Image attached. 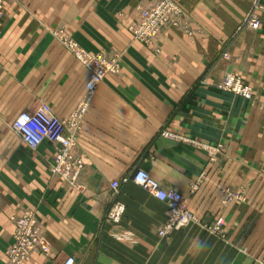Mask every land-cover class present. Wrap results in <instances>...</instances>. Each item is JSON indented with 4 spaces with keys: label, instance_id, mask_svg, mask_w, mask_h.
<instances>
[{
    "label": "crops",
    "instance_id": "crops-1",
    "mask_svg": "<svg viewBox=\"0 0 264 264\" xmlns=\"http://www.w3.org/2000/svg\"><path fill=\"white\" fill-rule=\"evenodd\" d=\"M148 1H4L0 264H9L12 219L23 211L35 215L49 255L22 264H264V1L173 0L179 25L158 47L127 30ZM59 29L85 51L119 59L89 99V71L56 38ZM226 74L253 98L218 90ZM42 104L61 120L85 107L79 188L52 175L56 146L32 150L11 130L19 113ZM136 170L187 196L192 221L160 235L164 203L132 183L113 194L111 182ZM114 204L125 208L118 225L106 220Z\"/></svg>",
    "mask_w": 264,
    "mask_h": 264
},
{
    "label": "built area",
    "instance_id": "built-area-1",
    "mask_svg": "<svg viewBox=\"0 0 264 264\" xmlns=\"http://www.w3.org/2000/svg\"><path fill=\"white\" fill-rule=\"evenodd\" d=\"M4 1L0 0V19L3 17ZM180 17L181 10L172 0H151L139 7L135 20L128 24L127 30L136 41L146 46L158 47L163 33L170 27L178 26ZM258 25L256 17L251 15L248 27L257 30ZM60 41L89 71L86 84L87 99L92 96L107 75L118 72L119 64L114 54H89L68 36L60 37ZM215 87L222 92L246 100L253 98L251 87L232 74L224 75ZM84 110L83 106L70 120H61L53 114L47 104H42L33 112L19 113L10 125L11 130L32 150L44 142L56 146L51 173L75 188L80 187L79 178L83 171V164L75 152V147L77 119ZM129 183L167 206L168 219L160 235L175 227L186 226L192 221L193 216L187 207L184 195L164 188L145 171L136 170L130 175L111 182L112 193H117L122 186ZM227 197L231 198V195L228 193ZM124 212L123 205L114 204L108 210L106 220L118 225L122 221ZM12 222L14 226L13 243L7 251L9 264H22L34 254L49 255V245L44 232L32 212L23 211L21 215L14 217ZM62 264H74V259L67 258Z\"/></svg>",
    "mask_w": 264,
    "mask_h": 264
},
{
    "label": "rangeland",
    "instance_id": "rangeland-1",
    "mask_svg": "<svg viewBox=\"0 0 264 264\" xmlns=\"http://www.w3.org/2000/svg\"><path fill=\"white\" fill-rule=\"evenodd\" d=\"M151 1V0H150ZM173 1V0H172ZM149 2V1H148ZM173 3H174V1H173ZM175 4V3H174ZM139 10V9H138ZM55 36H56V38L60 41V37H65V36H68L69 38H71L72 40H73V37H72V35H71V33L68 31V30H66V29H59V30H57V32L55 33ZM134 39V38H133ZM135 40V39H134ZM74 41V40H73ZM136 41V40H135ZM61 42V41H60ZM75 42V41H74ZM145 45V44H144ZM67 49V48H66ZM68 50V49H67ZM84 50V49H83ZM69 51V50H68ZM85 51V50H84ZM87 52V51H86ZM87 53H89V52H87ZM89 54H93V53H89ZM99 54H103V55H110V54H107L106 52H99V53H94L93 55H99ZM114 56L116 57V59H117V61H118V64H119V59H118V57H117V55L116 54H114ZM120 67V66H119ZM237 77V76H236ZM184 198L186 199V200H188L187 199V196H184ZM226 198H227V200H230L231 198H229V197H227V195H226Z\"/></svg>",
    "mask_w": 264,
    "mask_h": 264
}]
</instances>
